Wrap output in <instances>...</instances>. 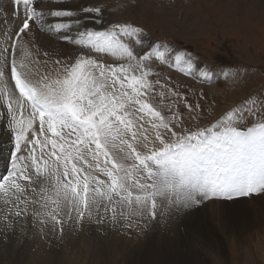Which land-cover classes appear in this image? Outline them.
I'll return each mask as SVG.
<instances>
[{"label":"snow or ice","instance_id":"snow-or-ice-1","mask_svg":"<svg viewBox=\"0 0 264 264\" xmlns=\"http://www.w3.org/2000/svg\"><path fill=\"white\" fill-rule=\"evenodd\" d=\"M11 4L21 22L9 27L0 14V127L6 121L11 136L0 231L23 234L31 220L45 235H62L155 218L164 201L181 210L264 193V100L246 97L189 127L203 107L163 66L194 74L191 54L146 43L133 22L106 24L102 7L79 10L89 25L48 0ZM200 78L210 83L213 73L200 70Z\"/></svg>","mask_w":264,"mask_h":264},{"label":"rangeland","instance_id":"rangeland-1","mask_svg":"<svg viewBox=\"0 0 264 264\" xmlns=\"http://www.w3.org/2000/svg\"><path fill=\"white\" fill-rule=\"evenodd\" d=\"M108 12L109 23L130 21L142 27L146 33V43L167 44L173 49L191 54L196 64L194 74L187 75L175 67L163 66V72L170 82L181 85L182 90L189 89L190 102L199 103L203 107L202 119L189 122L187 126L195 127L196 123L206 125L246 97L264 100V0H114ZM205 63L210 67L204 69ZM211 68L215 79L210 83L204 82L199 71H209ZM225 73L228 75L225 76ZM248 124H251V120ZM242 198L248 201L251 197ZM210 200L191 207L194 208L191 213L199 212L200 217L196 219L205 221L210 233L217 236L219 246L216 241V244L213 241L207 243L198 235H190L191 228L186 226L185 221L178 224L185 209L180 211L168 207L167 201L162 204L158 201L160 206L155 218L146 215L144 218L136 217L131 221L124 220L104 226L89 224L87 232L95 241L91 245L89 239L84 242L85 251L90 252L84 258V263L110 264L105 253L114 254L118 251L117 240L133 245L145 241L150 230L166 233L172 215L178 211L176 233L180 225V233L198 245L200 252H197L206 258L208 264H231L225 244L228 237L226 232L220 231L222 226L219 229L214 225L208 209ZM172 226L169 234L173 237ZM209 234L206 232V235ZM179 240L177 245L184 246L186 256L196 248L182 237ZM100 246L105 251H101ZM54 249V262L58 264L61 261L58 259V245L54 244ZM259 255L262 258L261 252ZM73 263H77V260ZM259 263L264 264V258Z\"/></svg>","mask_w":264,"mask_h":264},{"label":"bare ground","instance_id":"bare-ground-1","mask_svg":"<svg viewBox=\"0 0 264 264\" xmlns=\"http://www.w3.org/2000/svg\"><path fill=\"white\" fill-rule=\"evenodd\" d=\"M48 2L55 8H67L76 11L81 23L91 25L92 20H86L79 10L85 7H102L104 9V21L107 24L110 22L108 10L110 7L112 8L114 0H48ZM12 7L11 0H0V14L8 13L7 26L9 27L13 24L18 25L21 22L12 18ZM4 28L5 24L0 21V29ZM57 47L62 51H73L70 46L58 45ZM206 65L205 63L204 69L210 67ZM210 70L212 72V68ZM214 79L213 75L212 80L214 81ZM220 83L226 87L222 81ZM219 88L221 90L220 86ZM6 109L7 105L0 100V112H4ZM3 125V127H0V174H7L3 146L9 143L11 136L10 134L7 136L4 134L6 121L3 122ZM36 127L38 128V122ZM0 179H2V176H0ZM248 201L239 197L231 200L224 199L223 201L214 198L209 202L210 208L208 209L214 225H217L219 229L222 226L220 231L226 232L228 237L225 244L232 261H230L231 264H258L264 258V194L253 193ZM192 210L194 208L183 210L180 217L178 211L172 215L170 227L173 225L171 229L174 234L173 237L169 234V227L166 233H156V231L150 230L145 241L133 245L117 240L118 251L114 254H110L111 252L105 253L110 264H208L206 258L201 257L202 255L200 256L197 252L199 251L197 249L198 245L187 240L182 232L180 233V225L179 231L176 233L178 221L176 217H179L178 224L185 221L186 226L189 225L191 228L190 235H198L200 239L207 241V243L213 241L216 244L217 242L216 245L219 246V240H216L217 236L210 233L205 221L200 222L196 219L200 217L199 212L192 215ZM89 227V224L88 226L85 224L80 230L65 227L62 235L58 230L55 234L48 231L45 235L38 228L33 227L31 220H29L23 234L19 230L14 231L12 229L6 232L0 231V264H56L53 255L54 244L58 245L59 249L58 259L61 261L58 264H74L73 262L76 260L77 263L75 264H85L84 258L86 259L90 252L85 251L84 242L89 239L91 245L95 241V238L87 232ZM206 232L210 234L206 235ZM181 237L187 240L188 244L190 243L196 247L188 256L184 253L187 251L184 246L177 245ZM71 242H73V248H71ZM99 249L104 250L101 246ZM43 251H45V254H42ZM121 252L122 254L119 256ZM259 252H261L262 258H260Z\"/></svg>","mask_w":264,"mask_h":264}]
</instances>
